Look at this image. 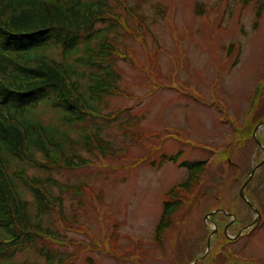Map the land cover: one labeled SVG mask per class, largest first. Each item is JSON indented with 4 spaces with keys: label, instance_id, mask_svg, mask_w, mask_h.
Listing matches in <instances>:
<instances>
[{
    "label": "rangeland",
    "instance_id": "374dc122",
    "mask_svg": "<svg viewBox=\"0 0 264 264\" xmlns=\"http://www.w3.org/2000/svg\"><path fill=\"white\" fill-rule=\"evenodd\" d=\"M109 2L119 21H113V29L98 24L95 31L126 59L103 64L100 71L117 77L113 84L120 93H105L100 106L93 104L112 121L88 117L61 125L60 111L48 101L29 116L44 126H60L74 142L98 133L119 155L88 153L80 141L75 143L77 155L89 161L83 168L46 171L24 161L22 169L30 177L86 187L79 194H63L65 214L75 227L62 226L55 213L45 217L44 224L61 241L39 239L11 249L0 264H190L202 256L196 264H264V164L246 188L251 205L239 195L264 159L253 136L264 123V0ZM87 36L74 41L78 50L72 62L95 47ZM53 41L43 53L71 61L63 56L62 41ZM80 68L86 74L95 69ZM256 135L264 146V127ZM35 157L44 161L41 153ZM194 163H204L198 193L158 243L156 226L167 193L190 172L197 174L199 168L190 167ZM13 179L20 194L32 201L29 189ZM47 188L53 196L61 195L55 185ZM216 210L225 213L216 215L218 232L208 251L215 226L206 217ZM254 210L260 214L255 224ZM231 220L236 223L228 235L243 232L232 241L224 232ZM44 244L52 263L41 254Z\"/></svg>",
    "mask_w": 264,
    "mask_h": 264
},
{
    "label": "trees",
    "instance_id": "16d2710c",
    "mask_svg": "<svg viewBox=\"0 0 264 264\" xmlns=\"http://www.w3.org/2000/svg\"><path fill=\"white\" fill-rule=\"evenodd\" d=\"M115 1L121 5L126 0ZM262 11L263 4L258 9V19ZM114 20L119 21V16L109 0H0V257L39 239L61 241L58 233L44 224L45 217L55 213L62 226L75 227L65 214L63 194L71 191L79 194L86 187L61 184L50 177H30L22 169L24 161L46 171L83 168L89 161L77 155L75 143L80 141L88 153L97 152L103 157L119 155L120 150L110 146L98 133L83 135L74 142L60 126H44L29 116L31 109L48 101L49 106L60 111L61 125L71 126L88 117L112 121L110 115L105 116L93 103L100 106L105 93H120L113 84L117 77L100 70L105 63L126 59L125 55L101 39L102 35H97L100 30L95 31L98 24L115 28ZM84 34H88L89 41L95 40L96 45L72 62L71 57L78 50L75 46L73 49V43ZM60 40L63 56L71 61H58L43 53L52 41ZM80 67L95 69L86 74ZM85 78L87 81L83 82ZM260 89L261 85L255 98ZM37 152L43 154V162L35 157ZM203 165H191L199 168L197 174L190 172L185 182L167 193L169 200L164 203L156 226L158 243L178 223L188 202L197 195ZM13 178L29 189L32 201L20 194ZM48 185L58 187L61 195L53 196ZM41 254L49 263L53 262L49 246L44 244ZM89 264L94 263L89 260Z\"/></svg>",
    "mask_w": 264,
    "mask_h": 264
},
{
    "label": "water",
    "instance_id": "95a60500",
    "mask_svg": "<svg viewBox=\"0 0 264 264\" xmlns=\"http://www.w3.org/2000/svg\"><path fill=\"white\" fill-rule=\"evenodd\" d=\"M260 127H264V123H263V124H260V125L256 128L255 133H254V137H255V141H256V143L258 144V146H260V147L262 148V150L264 151V147H263V145L261 144V141H260V140L257 138V136H256V132L258 131V129H260ZM263 164H264V160H263L261 163H259V164H258V165L252 170V172L250 173L248 179H247V180L245 181V183L241 186V189H240L239 194H240V196H241V198H242L243 200H246V201H247V199H246V194H245V189H246L247 185L249 184V182L251 181V179H252V177L254 176V174L256 173V171H257V170L260 168V166H262ZM247 202H248V201H247ZM248 203H249V205H251L250 202H248ZM216 212H223V211H221V210H216V211L210 213V214L206 217V219L208 220V222H210L211 224H213V225L215 226V228H214V230H213V232H212L210 238L208 239V251H209V249H210L211 238H212V236L217 232V226H216V224H214V223L211 221V219H210L211 216L214 215ZM256 213H257L258 219L255 220V222H257V221L259 220V218H260V214H259L258 212H256ZM228 228H229V225H227V226L225 227V234H226L229 238H231V239H236V238H238L239 236L242 235V232H240V233L237 234L236 236L231 237V236H229L228 233H227ZM208 251H207V252H208ZM207 252H206V253H207ZM201 259H202V257L199 258V259H197V260H195V261H194L193 263H191V264H196V263H197L199 260H201Z\"/></svg>",
    "mask_w": 264,
    "mask_h": 264
}]
</instances>
